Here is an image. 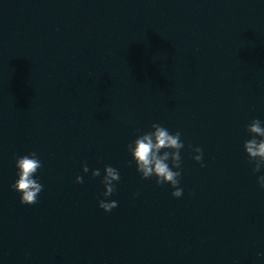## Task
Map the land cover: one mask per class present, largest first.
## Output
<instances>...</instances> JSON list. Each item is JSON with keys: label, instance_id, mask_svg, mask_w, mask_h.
I'll return each mask as SVG.
<instances>
[{"label": "water", "instance_id": "1", "mask_svg": "<svg viewBox=\"0 0 264 264\" xmlns=\"http://www.w3.org/2000/svg\"><path fill=\"white\" fill-rule=\"evenodd\" d=\"M253 119L264 0H0V264H264ZM152 123L182 134L180 198L130 163ZM30 152L44 187L25 205L11 185Z\"/></svg>", "mask_w": 264, "mask_h": 264}, {"label": "clouds", "instance_id": "2", "mask_svg": "<svg viewBox=\"0 0 264 264\" xmlns=\"http://www.w3.org/2000/svg\"><path fill=\"white\" fill-rule=\"evenodd\" d=\"M130 123H132L130 121ZM249 138L244 141L243 149L248 161L253 165L254 173H261L264 170V121L253 119L246 126ZM139 132V130H137ZM181 132L171 133L168 128L152 123L151 128L137 135L134 140L127 144V151L130 153L136 171L142 179L155 178L157 185L168 184L173 188L171 195L180 198L183 195V188L180 185L182 173L181 150L185 147L181 139ZM191 148L192 146L189 145ZM195 153L193 159L204 167L203 149L199 146L192 148ZM42 167V161L36 152H30L15 157L16 179L11 185L12 189L19 193L21 204L32 205L38 200V195L43 190V184L39 182L36 175ZM83 173L89 172L87 164L83 165ZM101 184L104 187L103 199L98 202L99 208L110 212L116 208L118 202L110 200L116 189V183L120 180L119 170L113 166L105 165ZM93 177L101 176L100 169H92ZM77 183H83V176H76ZM257 183L264 189V174L257 176ZM264 255V253H260Z\"/></svg>", "mask_w": 264, "mask_h": 264}]
</instances>
